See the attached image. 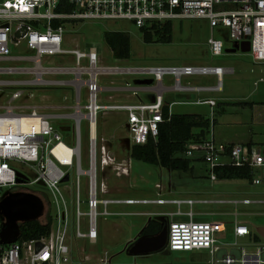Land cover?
<instances>
[{"label": "built area", "instance_id": "1", "mask_svg": "<svg viewBox=\"0 0 264 264\" xmlns=\"http://www.w3.org/2000/svg\"><path fill=\"white\" fill-rule=\"evenodd\" d=\"M65 5V6H64ZM130 21L138 29H151L152 26L163 27L183 20H202L210 28L207 40L213 57L223 54L224 41L232 45L249 43L248 54L255 63L264 62V0H0V64L23 63L19 66H0V75L31 76L32 79L0 81V88L13 89L8 104L0 105V202L10 194L26 193L21 187L41 183L47 192L42 215L44 221L51 218L49 234L35 240L19 241L8 245L0 244V264H72L71 248L67 245V236L71 225L75 237L88 239L90 243L97 240L95 218L99 206L103 211L100 216H112L107 211L109 205L138 204H173L176 213L170 217H183V220H171L167 224V241L165 247L172 252L206 251L209 259L206 263L196 264H264V246H256L253 252L243 247L225 244L218 246L216 236L225 231L222 223L197 222L192 211L182 213L181 205L206 204L207 201L173 200H106L108 179L106 172L116 177H128L131 158L118 160L109 150V140L98 137L96 126L98 116L112 112H123L133 145H145L148 141L156 142L159 127L169 121L171 105L167 108V117L163 115L165 92L177 93H220L222 78L232 74L233 70L212 65L154 67V68H118L100 67L99 51L95 46H88L85 51L64 49L65 26L78 21ZM57 23V25H53ZM217 30L222 39L213 36ZM25 49L30 56L22 57ZM17 55L12 56V52ZM53 56L69 57L74 60L70 67H44V58ZM71 75L70 82L44 80L43 76ZM139 74L153 77L158 86L154 100L144 103L113 102L111 97H101L106 91L116 92V88L99 86L100 76ZM165 77L171 78L170 87L163 86ZM215 78L214 86H194L192 78ZM186 79V84L182 80ZM70 85L75 93L76 103L71 115L61 118L72 120L65 142V134L58 132L52 124V116L42 113L37 107H25L14 104L20 100L27 87ZM86 92L85 104L81 105V90ZM137 96L136 88L126 86ZM197 105L210 107V128L206 139L185 145L184 155L191 158L195 152L201 153V160L207 165L209 179L216 180L215 169L219 166L247 167L252 173V185L264 182V149L242 145L222 144L215 141L211 124L214 116L215 101L197 100ZM87 128L88 169L81 166V122ZM27 168L35 174L34 180L19 172ZM75 169L76 182L86 179L87 212L82 213L80 190L75 189L73 218L68 211L65 199L73 190L70 172ZM67 177V181L63 180ZM100 178V180H99ZM31 194V193H30ZM71 199V198H70ZM243 200L242 204H251ZM71 204V201H70ZM45 212V214H44ZM41 215V216H42ZM0 221V231L4 218ZM87 218V233L80 232L82 218ZM42 218V219H43ZM234 239L251 236L249 229L239 223L232 228ZM87 257L84 256V261ZM80 264V263H76Z\"/></svg>", "mask_w": 264, "mask_h": 264}, {"label": "rangeland", "instance_id": "2", "mask_svg": "<svg viewBox=\"0 0 264 264\" xmlns=\"http://www.w3.org/2000/svg\"><path fill=\"white\" fill-rule=\"evenodd\" d=\"M105 32H121L129 39L130 54L125 60L114 59L111 50L103 39ZM213 36L222 39L217 30H213ZM210 37V28L207 22L202 20H183L174 22L172 28V40L170 43H145L142 33L130 21L124 20H104V21H78L71 22L65 26L64 49H78L85 51L88 46H95L99 51L100 67L118 68H154V67H179L196 65H220L223 68L232 69V74H226L222 78L221 92L202 97L212 98L216 106L213 126L214 136H231L237 131L241 137H248L249 132L254 138L264 137V63H255L248 53L239 50L228 53L232 49L230 42L224 41L223 54L220 57H213L209 51L207 40ZM12 56L17 55L13 51ZM30 54L25 49L19 56L26 57ZM73 59L69 57L53 56L44 58V67L72 66ZM31 64L5 63L2 67ZM31 76H9L0 75V81H15L19 79H32ZM44 80L70 82L71 75L43 76ZM152 80L153 77L139 74H121L100 76L99 86L102 88H123L127 85L138 87L140 82ZM186 79L182 84H186ZM190 83L196 85H215V80L205 82L204 78H192ZM171 78L165 77L163 86L170 87ZM12 88H0V105L8 104ZM104 98L111 97L113 102H134L137 97L131 95V91L102 93ZM145 96L139 94V98L145 101ZM166 102H181L177 93L169 92L165 94ZM86 92L81 90V105L85 104ZM203 99V98H202ZM75 93L70 85L65 86H36L27 87L17 102L14 104L25 107H37L39 111L52 116V124L55 129L64 134V130L70 128L72 120L61 118V115H71L75 105ZM254 103L252 110L246 105ZM168 106V105H167ZM245 106H247L245 109ZM171 113H205L208 108L205 106H181L175 104L171 106ZM208 119L210 116L208 113ZM255 119L256 123L252 122ZM238 123V124H237ZM242 123V124H240ZM257 124V125H256ZM97 136L108 139V148L118 159H128L130 156L131 139L126 125V116L123 112H112L107 115L98 116L96 126ZM225 139V138H223ZM87 128L84 121L81 122V166L88 169L87 159ZM175 158H186L184 153H175ZM190 159L188 170L167 169L160 166H151L142 162L131 160L130 174L128 177L118 178L113 173L106 172L108 178L109 194L102 196L106 200H146V201H173V200H203L209 203L194 204L192 206L181 205L179 210L182 213L192 211L193 218L197 222L222 223L225 231L216 236L217 245L225 244L243 247L247 252H253L256 246H264V239L255 242L250 237L234 239L232 228L235 223L245 225L251 233L257 228L264 227V204H242V200L250 201L264 200V182L261 186L251 185L246 180H216L209 179L208 167L201 160V153L195 152ZM19 172L28 176L32 181L35 178L33 171L27 168H19ZM71 186L73 193L69 198L68 191L64 193L68 202V211L73 218L75 200V189L78 185L80 190V211L87 212L86 202V179L80 177L76 182L75 169L70 172ZM100 180V178H99ZM26 193L38 196L44 203L47 192L41 183L21 187ZM71 201V204H70ZM222 201V203H215ZM211 202V203H210ZM47 202L45 203V205ZM177 205L173 204H138V205H109L107 211L112 216L103 217L99 214L103 211L102 206L97 210L95 226L97 230V240L90 243L88 239H78L75 237L74 227L71 225L67 236V245L71 248L70 262L72 264H196L206 263L209 259L208 253L202 252H172L166 247L158 252L143 255H132L129 248L139 239L140 230L146 225L148 220L166 222L171 220H183L179 217H170L168 214L176 213ZM132 213V214H131ZM45 214V212H44ZM145 214H151L146 216ZM154 214V215H153ZM159 214V215H158ZM46 215V214H45ZM157 215V216H155ZM44 215L38 220L44 221ZM43 218V219H42ZM80 232L87 233V218H82ZM84 256L88 259L84 261Z\"/></svg>", "mask_w": 264, "mask_h": 264}, {"label": "trees", "instance_id": "3", "mask_svg": "<svg viewBox=\"0 0 264 264\" xmlns=\"http://www.w3.org/2000/svg\"><path fill=\"white\" fill-rule=\"evenodd\" d=\"M65 6V5H64ZM57 25V23H53ZM142 39L145 43L154 41L157 43H170L172 40V26L166 24L163 27L152 26L151 29L141 28ZM103 39L112 52L114 59L125 60L129 58L130 45L126 34L121 32H105ZM167 107H163V115L167 117ZM214 123V121H212ZM210 128V120L200 115L171 114L169 121L159 127L156 142L148 141L145 145H133L130 149V158L133 161L142 162L151 166H160L167 169L188 170L190 159L175 158V153H184L185 145L193 142H201L206 139ZM69 130H64L65 142ZM63 134V135H64ZM217 180H246L251 182L252 173L247 167L219 166L215 169ZM0 221L2 218L0 217ZM51 218L48 215L46 222L30 220L19 224V241H29L45 237L49 234ZM166 222L149 220L140 230L139 238L157 235ZM250 238L258 242L260 237L256 232L251 233Z\"/></svg>", "mask_w": 264, "mask_h": 264}, {"label": "water", "instance_id": "4", "mask_svg": "<svg viewBox=\"0 0 264 264\" xmlns=\"http://www.w3.org/2000/svg\"><path fill=\"white\" fill-rule=\"evenodd\" d=\"M239 50L242 53H248L249 43L243 42L240 45L234 44L228 53H234ZM146 84V82H140ZM67 181V177L63 182ZM44 209L43 201L36 195L30 193H14L7 195L0 202V216L4 218V224L0 231V244L8 245L14 243L19 238V224L37 220L41 217ZM256 234L264 239V227H259ZM167 241V226L155 236L143 237L129 248L132 255H143L158 252L162 250Z\"/></svg>", "mask_w": 264, "mask_h": 264}, {"label": "crops", "instance_id": "5", "mask_svg": "<svg viewBox=\"0 0 264 264\" xmlns=\"http://www.w3.org/2000/svg\"><path fill=\"white\" fill-rule=\"evenodd\" d=\"M225 41L226 42H230L228 39H225ZM262 63H264V62H262ZM216 66L222 67L220 65H216ZM213 79L215 80V78H213V77H206V78H204V81L208 83V82H211ZM145 82H146V84L139 83V86L138 87H135L138 90V92H137V96H134V97H137L138 100L144 102L142 99L139 98V94H143L145 96L144 98H145V101H146L144 103H148V102H151V101L154 100V97H155V94H156V90L158 89V86H156V84H152L153 83L152 80H147ZM196 86H211V85H206L205 84V85H196ZM212 86H214V85H212ZM116 89H117L116 92H120V93L123 92V91H125L123 88H116ZM166 93H169V92H165L163 94V100H164V106H166L167 108L170 105L173 106L175 104H178V105H181V106H188V105L189 106H205V107L208 108V112L205 113L207 116L203 115L202 113H196V112L183 113V114L200 115V116L208 119V113L210 114V107L207 106V105H197L196 104V101L197 100H208V99H212L210 97H202L201 96V95H208V94H212V93H195V92H190V93H177V92H173V93H177L179 99L182 100V101L181 102H171V103H167L166 102V98H167V97H165V94ZM131 95H132V93H131ZM251 104H252V106H250V104L246 103V105H248V107L253 110L254 107H255L253 105H255V104L254 103H251ZM215 106H216V103H215ZM246 107L247 106H245L242 109H245ZM171 114H174V113H171ZM212 121H214V123L211 124L212 135H213V137H214V139H215L216 142L222 143V144H229V145H236L237 144V145H242V146H245V147H250L251 146V147H256V148L264 149V137L254 138L253 137L252 130H251V133L249 132V136L248 137L246 136L245 138L244 137H241L237 131L233 132L231 136H226L225 135V137H222V138L221 137H219V138L215 137L214 136V133H213V126H214V124L217 121H216V119H214V116H213V120ZM252 122L256 123L255 119H253ZM263 123H264V121H263ZM240 124H242V123H240ZM223 138H225V139H223ZM216 180H214V181H216ZM249 183L251 184V182H249ZM262 184L263 183H261V184H259L257 186H261ZM244 200H249V199H244ZM197 201H201V200H197ZM217 202L218 203H222V201H215V203H217ZM253 203L254 204H264V200H260V201H256L255 200V201H252L251 204H253ZM261 214H262V216H264V212L260 213V215ZM145 215L146 216H151V214H145ZM155 216H157V215H155ZM179 218H183V217H179ZM183 219H185V218H183ZM157 222H159V221H157ZM87 259H88V257H87Z\"/></svg>", "mask_w": 264, "mask_h": 264}]
</instances>
